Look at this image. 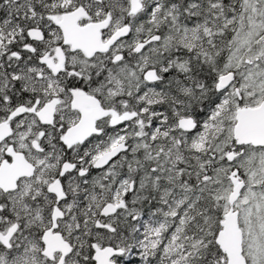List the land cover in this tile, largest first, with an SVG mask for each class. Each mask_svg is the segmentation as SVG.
Masks as SVG:
<instances>
[{
    "label": "snow or ice",
    "instance_id": "1",
    "mask_svg": "<svg viewBox=\"0 0 264 264\" xmlns=\"http://www.w3.org/2000/svg\"><path fill=\"white\" fill-rule=\"evenodd\" d=\"M0 264H264V0H0Z\"/></svg>",
    "mask_w": 264,
    "mask_h": 264
}]
</instances>
